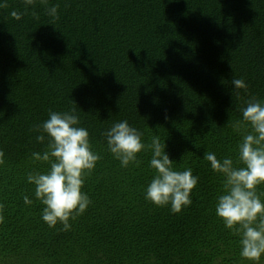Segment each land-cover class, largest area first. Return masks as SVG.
I'll return each instance as SVG.
<instances>
[{
  "label": "trees",
  "instance_id": "16d2710c",
  "mask_svg": "<svg viewBox=\"0 0 264 264\" xmlns=\"http://www.w3.org/2000/svg\"><path fill=\"white\" fill-rule=\"evenodd\" d=\"M4 3L0 264H252L240 255V236L216 214L224 177L204 153L243 167L239 144L252 129L241 109L252 98L264 104V0ZM55 5L58 19L48 14ZM13 11L22 13L19 20ZM233 78L243 79L247 91ZM73 108L102 159L82 187L91 204L64 231L42 219L45 205L27 175L50 168L32 158L51 139L35 126L50 111ZM124 120L146 145L139 163L127 167L104 135ZM153 137L165 142L174 170L191 168L199 177L191 205L179 213L146 199L156 175L147 148ZM257 194L264 202V184Z\"/></svg>",
  "mask_w": 264,
  "mask_h": 264
},
{
  "label": "clouds",
  "instance_id": "9594fccd",
  "mask_svg": "<svg viewBox=\"0 0 264 264\" xmlns=\"http://www.w3.org/2000/svg\"><path fill=\"white\" fill-rule=\"evenodd\" d=\"M35 2L24 0L26 6ZM41 3L47 5V0H41ZM0 7H7V4H0ZM57 9L58 5L52 6L48 14L58 19ZM11 15L19 20L22 13L13 11ZM33 16L38 18L35 12ZM232 84L247 91L248 85L243 79L233 78ZM241 111L243 121L252 129L239 144V163L243 167L234 166L230 157L217 159L211 152H205L204 158L215 172L224 177L223 193L217 199V216L224 221L226 228L240 236L242 259L259 264L264 254V202L257 194V186L264 184V104L252 98ZM79 123L75 108L67 112L50 111L49 119L34 128L51 138L47 150L43 154H32L34 160L47 162L50 168L46 173L29 172L27 175L28 182L36 186V198L45 205L42 219L49 227L61 223L64 231L71 228L70 219L75 220L91 204L82 187L97 161L102 159L91 149L89 132L78 127ZM104 135L109 151L121 162V166L139 163L137 154L146 148L141 142V132L124 120L114 123ZM36 139L43 142L45 136L41 134ZM147 148L152 150L150 166L156 170V175L147 187L146 199L157 206L170 204L173 213L181 212L191 205L190 194L199 177L193 175L191 168L174 170L173 160L165 151V142L162 144L158 137H153ZM3 163L4 152L0 150V164ZM24 201L32 203L28 196L24 197ZM3 209L4 205L0 204V223L4 222Z\"/></svg>",
  "mask_w": 264,
  "mask_h": 264
}]
</instances>
